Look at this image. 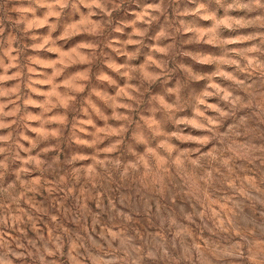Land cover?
<instances>
[{"label":"clouds","instance_id":"obj_1","mask_svg":"<svg viewBox=\"0 0 264 264\" xmlns=\"http://www.w3.org/2000/svg\"><path fill=\"white\" fill-rule=\"evenodd\" d=\"M0 264H264V0H2Z\"/></svg>","mask_w":264,"mask_h":264},{"label":"rangeland","instance_id":"obj_2","mask_svg":"<svg viewBox=\"0 0 264 264\" xmlns=\"http://www.w3.org/2000/svg\"><path fill=\"white\" fill-rule=\"evenodd\" d=\"M0 2H2V0H0Z\"/></svg>","mask_w":264,"mask_h":264}]
</instances>
